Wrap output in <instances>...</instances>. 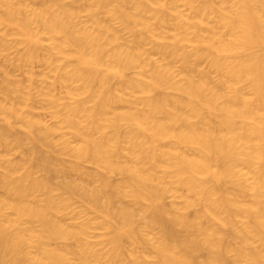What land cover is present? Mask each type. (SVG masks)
Masks as SVG:
<instances>
[{
  "label": "bare ground",
  "instance_id": "obj_1",
  "mask_svg": "<svg viewBox=\"0 0 264 264\" xmlns=\"http://www.w3.org/2000/svg\"><path fill=\"white\" fill-rule=\"evenodd\" d=\"M0 264H264V0H0Z\"/></svg>",
  "mask_w": 264,
  "mask_h": 264
}]
</instances>
